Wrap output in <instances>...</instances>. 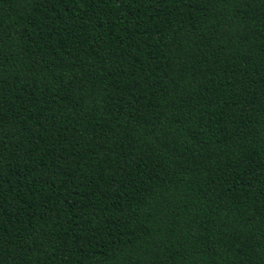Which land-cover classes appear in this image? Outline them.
<instances>
[{
	"label": "trees",
	"instance_id": "1",
	"mask_svg": "<svg viewBox=\"0 0 264 264\" xmlns=\"http://www.w3.org/2000/svg\"><path fill=\"white\" fill-rule=\"evenodd\" d=\"M0 264H264V0H0Z\"/></svg>",
	"mask_w": 264,
	"mask_h": 264
}]
</instances>
